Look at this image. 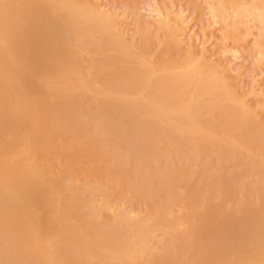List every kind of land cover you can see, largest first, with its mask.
<instances>
[{
    "label": "bare ground",
    "instance_id": "6f19581e",
    "mask_svg": "<svg viewBox=\"0 0 264 264\" xmlns=\"http://www.w3.org/2000/svg\"><path fill=\"white\" fill-rule=\"evenodd\" d=\"M210 3L221 45L249 43L259 25L262 64L264 0ZM108 11L0 0V264H264V97L239 94L234 71L197 52L184 13L157 10L169 44L157 60ZM217 153L230 165L219 204L203 209L217 178L204 165L195 189L192 158ZM176 160L188 169L164 166ZM250 165L257 180L245 183Z\"/></svg>",
    "mask_w": 264,
    "mask_h": 264
},
{
    "label": "rangeland",
    "instance_id": "374dc122",
    "mask_svg": "<svg viewBox=\"0 0 264 264\" xmlns=\"http://www.w3.org/2000/svg\"><path fill=\"white\" fill-rule=\"evenodd\" d=\"M90 2L92 4H94V5H96V6H101L103 8V10H105V11L109 10L108 11L109 14L111 13V15L113 14V17L118 18L119 20H121V22L123 24V28L125 29V31L127 33V37L129 39V43L133 41L131 44L134 43L136 45V43H137L138 47L140 45L141 46H145L146 45L147 46V48H146L147 53H149L150 55L156 57L157 60H161L160 52L162 50H163L162 52H164V51H166L169 48V44H168L167 40H165L163 33L157 30L156 21L158 20L159 12H163L162 14L164 16H166L168 18V20L169 19L170 20L174 19L175 16H169V15L172 14V12H174V14H176L178 12V15H181L182 13H184L183 14L184 15V19L187 21L186 29L188 31L190 29H192V32L189 33L190 35L189 34L188 35L189 36H193V35H195L197 33L196 36H194V38H193L195 46H196V48L198 50L197 52L201 53V50H200L201 48L203 50V48L208 47L209 49L208 48L207 49L209 50V53H208L209 57H211V55H212L214 57H211V58H213L215 61L220 62V64L222 63L223 66H225V67H226V65H228L227 66L228 69L230 71H232V70L234 71V72L232 71L233 73L230 72V76L232 77V79L234 78L233 79V83L236 86L235 88L236 89L238 88L237 91L239 92V94L244 96V95L248 94V91H251L252 88H254V89L256 88L255 90L258 91L257 93L258 94H262L260 97H264V62L262 64H260L261 62L259 61V57H258V59H256L257 58L256 50H254V48H252L253 47V44H252L253 43V38H254V36L257 35V33L259 31V30H256L259 25H257L255 30L253 31V34H254V36L252 35L253 38L252 37L248 38L249 39V43L247 42L248 40L247 41L244 40L245 42L243 41L241 43H236L234 45V42L231 41L230 42L231 44H229L228 43L229 41H228V42L223 43V45H221L222 43H220V42L222 40L221 39L222 38V36H221L222 34H220V32L218 33L216 31L218 29V27L216 26L217 27L216 28V27L212 26V27L216 28L215 31L217 33L214 32V28H210L209 27V25L211 23H213V21L211 19V16H210L211 15L210 14V9L208 8L209 7L208 4L211 2V0H209V1L208 0L207 1L206 0H101V1H99V0H90ZM105 7H106V9H105ZM160 8L162 10H160ZM167 13H168V15H167ZM148 25H150V27H148ZM125 27L126 28L128 27L127 28L128 30H126ZM205 27H207L206 28L207 30L205 29ZM208 28H209V30H208ZM258 28L260 29V27H258ZM212 29H213L212 33H215V35L213 34V37L215 36V38H214L215 41H214L213 37H211V35H212L211 30ZM204 30H206V31L204 32ZM192 33H193V35H191ZM144 36H145V38L143 39ZM204 37H205V40H204ZM147 38H149V39H147ZM153 38H154V42H153ZM196 38H199V41L195 40ZM216 38H218V42H216V40H217ZM141 39H142V41H141ZM163 39L165 40V43H164ZM206 39H207V41H206ZM139 40H140V42H139ZM219 40H220V42H219ZM200 41H201L203 46L201 45ZM208 41H209V43H208ZM160 42H162V44ZM98 43L99 42H94L93 45H96ZM143 43H144V45H143ZM207 43H208V45L204 46ZM214 43H216V44L218 43L217 46L214 45ZM228 44H229V47H228ZM163 45H165L164 48L162 47ZM231 45H232V47H231ZM249 45H250V47H248ZM227 48H230V49L228 50ZM157 49H159L160 51L157 50ZM234 49H235V51H234ZM199 50H200V52H199ZM221 50L222 51L228 50V52H227L228 54L227 55L223 54V56H222V53H220ZM151 51H153V52L151 53ZM183 52L185 53L186 51L184 50ZM154 53L156 55H154ZM172 54L174 56H176L178 54V52L177 51L175 52V50H172ZM255 56H256V58H254ZM233 59H234V61H232ZM254 60H258V61L255 62ZM254 76L258 77V78L255 79ZM252 81H253V84H252ZM259 89L262 90V93H260ZM248 101L249 102L251 101L250 103L252 105H255V104L257 105L258 99L255 96H250V97L248 96ZM261 115L264 118V112H262ZM263 151H261V155L262 156H264V152ZM214 154H212V157H211L212 159H211L210 162H209L210 158L209 159H205L206 160L205 161V160H203L204 158L202 159V158L194 157L195 154H193L191 156V157H194V159L192 158V164H193V166H195V169H197V170H195V173H193V175H191V177H193V178H191L192 181H191L190 185H192L195 189L196 188L201 189L203 187L202 184L203 183L205 184V182H201L202 174H200V173L206 166H208L209 168L212 167V171H213V169H215L213 172L212 171L211 172L213 174H215L217 179H218V177L221 174H223L224 171H227V168L224 170V167H228L230 164H227L228 162H225V161H220V163H222V165H221L219 163V160H220L219 159V154L218 153H217V155H214ZM263 159H264V157H263ZM244 161L245 160H243L242 158H239L238 161H237V166L239 165V167H240V165L242 166L243 164H245ZM251 164H252V166L255 165L254 162L251 163ZM204 165H205V167H204ZM259 165H261V164H257L256 167L258 166V168H260V167L264 166V164H262L260 167H259ZM164 166L166 168L172 170V171L175 168L188 169V167H189L188 164H186L185 162L178 161V160L173 161V162L172 161H167ZM201 166H203V168ZM252 166L249 169H247V168L243 169L242 168L243 170H247V172H246L247 174L245 173L246 177L244 178V180H242L245 183L247 182V180L249 178L248 176L250 174H251V176H250L248 181L252 180L253 182H256V180H257V177H255L256 176V173H255L256 171H254ZM213 167H216V168H213ZM220 167H222V168H220ZM217 179H213L211 182L210 181L207 182L209 185H206V186H208L209 189H210V190L208 189V194L209 195L211 194V196L209 197L210 200H207V201H206V199L204 200V198H203L201 208L204 209L207 206V205H203V204H209L210 203V205L212 206V209H214L216 207V203L219 204V201H220L219 197H218L219 179L218 180ZM214 180H216V181H214ZM192 182H196L195 185ZM253 182H252V184H253ZM178 183H182V181L181 182L179 181ZM248 183H250V182H248ZM196 184H197V186H196ZM198 185H200L201 187L200 186L198 187ZM242 185H243V183L239 184V186H242ZM179 193L182 194L181 192H179ZM155 197L156 196H153V200H151L152 206H154V207L156 206V204L158 203L159 198H160L158 196H157L158 198L157 197L155 198ZM118 198L120 199V202L125 201V203L128 206H130L132 204L134 206L133 209L135 208V211L139 210L141 212V210H142L141 214H143V213L145 214L147 212L146 205H144V203H142V202H136V201H133L131 199H126V197H124L122 193L118 194ZM211 200L212 201L217 200V201L212 203ZM129 201L130 202L132 201V202L129 204L128 203ZM210 205H208V207H210ZM214 205H215V207H214ZM145 208H146V211H144ZM174 210H176L173 213L174 215L172 214L174 219H176L177 221L178 220L179 221L183 220L182 217H184L185 213L181 212V211H177L178 210L177 208H175ZM179 212H181L183 214L181 215V213H179ZM156 241L157 240H155V242Z\"/></svg>",
    "mask_w": 264,
    "mask_h": 264
}]
</instances>
